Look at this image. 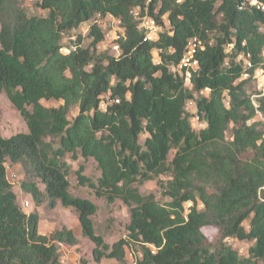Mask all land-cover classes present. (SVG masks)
I'll list each match as a JSON object with an SVG mask.
<instances>
[{"label":"trees","instance_id":"trees-1","mask_svg":"<svg viewBox=\"0 0 264 264\" xmlns=\"http://www.w3.org/2000/svg\"><path fill=\"white\" fill-rule=\"evenodd\" d=\"M238 2L42 0L47 15L37 16L28 15L19 0H0V95L28 127L11 137L0 131V264H67L58 245L78 244L67 227L40 233L39 213L25 212L18 203L7 161L22 166L20 188L36 206L47 199L51 208L60 202L75 210L97 262H125L127 249L138 245L136 264H264V132L246 88L250 80L241 78L243 66L236 61L244 51L255 66L263 62L264 13L239 10ZM137 6L159 21L168 15L171 34L146 41L132 14ZM99 13L113 14L125 26L119 57L100 46L103 33L95 24L88 45L81 34L64 42ZM194 36L207 47L189 88L169 66L181 61ZM205 88L210 93L200 95ZM192 99L207 123L201 131L193 128L186 109ZM43 100L63 104L49 107ZM258 101L264 114V98ZM73 106L79 111L70 119ZM248 152L252 157L246 159ZM68 154L93 158L101 171L95 183L81 166V185L109 204L119 199L130 208L127 238L110 245L97 234L92 218L97 205L70 193ZM166 173L169 201L162 204L154 194L140 192L137 184ZM187 202L193 203L188 212ZM206 226L219 230L215 244L204 234ZM230 238L252 245L239 255L227 244Z\"/></svg>","mask_w":264,"mask_h":264},{"label":"rangeland","instance_id":"rangeland-1","mask_svg":"<svg viewBox=\"0 0 264 264\" xmlns=\"http://www.w3.org/2000/svg\"><path fill=\"white\" fill-rule=\"evenodd\" d=\"M21 6L25 9L28 15L46 16L47 11L39 6L42 0H19ZM1 29V24H0ZM81 34L84 38V45H88L91 38H88L89 30L87 25L82 24L77 31L70 32V36L64 38L65 43H69L76 39L77 35ZM156 55V53L154 52ZM247 91L251 95L256 92V85L253 82L247 83ZM42 103L45 106L58 107L63 104V101L57 100H43ZM78 107L73 106L71 108L70 119H73L78 114ZM0 131L3 137H11L19 132H28V127L21 116L20 112L14 107L8 97L3 93L0 95ZM191 123H193V117L191 116ZM231 133H227L229 139ZM145 136L142 137L143 143ZM175 151L170 155V159L174 156ZM251 158L252 153L248 152L245 156ZM66 161L70 166V174L68 176L70 182V193L74 196L81 197L92 201L97 205V212L92 217L97 234L101 235L104 240L110 245L118 241L121 238L128 237L127 225L131 219L130 208L122 201L116 200L114 203L109 204L104 198H100L96 195L95 190L88 185H81L78 180L77 171L81 166L84 168L83 174L89 177L93 182H97L101 176V171L98 168L97 162L90 158L88 160L78 157L72 158L71 154L66 156ZM8 171V178L13 184V189L18 196V203L25 212H32L36 210L39 213V231L42 234L50 235L62 227L72 229L78 238V244L75 246H69L65 244H59V253L61 260L67 264H136V260L141 257L140 247L138 245L133 246V249H127V259L125 262H120L112 258H104L101 262H97L94 259V243L85 237L82 233V228L78 219V216L73 208H67L57 203L55 208H51L48 205L46 199L39 206H36L32 197L26 193H23L20 184L25 179V172L20 164H13L10 161L6 162ZM171 179V174L166 173L156 177L152 180H148L142 184H137L142 194H154L156 199L164 204L169 201L168 197L164 194L163 185ZM42 190L45 189L43 184H39ZM29 202V206L25 207L24 203ZM186 212L189 211L191 202L184 204ZM202 209V206H199ZM248 228V222L245 223ZM204 234L207 236L209 242L215 244L219 238L220 233L216 227L206 226L203 228ZM228 245H231L236 249L239 255L246 253L247 248L252 245V242L236 240L230 238L227 241ZM259 264H263L260 262Z\"/></svg>","mask_w":264,"mask_h":264},{"label":"built area","instance_id":"built-area-1","mask_svg":"<svg viewBox=\"0 0 264 264\" xmlns=\"http://www.w3.org/2000/svg\"><path fill=\"white\" fill-rule=\"evenodd\" d=\"M180 3L182 0H176ZM238 9H255L264 13V1L263 0H238ZM147 7L142 8L141 6L134 7L132 14L137 21L138 30L143 33L146 41L156 42L160 39L161 34L168 32L171 34V23L168 18V15H163L161 20H157L155 17L150 16L147 12ZM83 24L87 25V30L90 31L92 25H97L103 33V41L101 42L102 48L105 50L109 49L110 52L119 57L121 52V43L126 36L125 26L122 23V20L113 14L101 13L95 15L92 19L84 22ZM212 44V43H211ZM245 43H243L244 45ZM233 44L228 45L227 50H232ZM206 42L198 36L191 37L186 44L183 57L178 64H173L169 68L173 72H178L184 78L185 85L189 88H192V76L200 69V52L206 49ZM63 53H68L69 50L64 48L61 50ZM156 55H154V62L159 64L161 63L160 49L154 50ZM261 56L263 57V62L258 66L252 61L251 54L249 52H240L237 56L236 61L241 63L243 66V74L241 76L244 80H250V82L255 83L256 92L251 94V101L256 110V117L262 121V129L264 132V114L260 111L259 99L264 98V49ZM210 93L209 88H205L200 91V95H208ZM195 97L199 93H194ZM227 95V93H225ZM229 99L225 100L229 104ZM186 109L192 113L193 123L192 126L197 131H201L207 126L206 121L202 120L196 111V106L194 99L190 100L187 103ZM193 203L191 202V206ZM25 207L29 206V202L24 203ZM190 206V207H191ZM199 206L203 207V204L199 202ZM190 209V208H189ZM152 252L155 253L156 249H152Z\"/></svg>","mask_w":264,"mask_h":264},{"label":"crops","instance_id":"crops-1","mask_svg":"<svg viewBox=\"0 0 264 264\" xmlns=\"http://www.w3.org/2000/svg\"><path fill=\"white\" fill-rule=\"evenodd\" d=\"M30 205V204H29ZM30 207V206H29Z\"/></svg>","mask_w":264,"mask_h":264}]
</instances>
